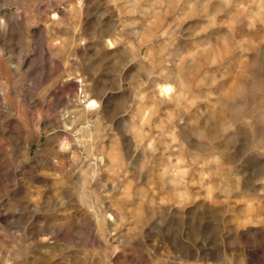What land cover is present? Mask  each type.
Listing matches in <instances>:
<instances>
[{"label":"rangeland","instance_id":"1","mask_svg":"<svg viewBox=\"0 0 264 264\" xmlns=\"http://www.w3.org/2000/svg\"><path fill=\"white\" fill-rule=\"evenodd\" d=\"M0 264H264V0H0Z\"/></svg>","mask_w":264,"mask_h":264},{"label":"bare ground","instance_id":"2","mask_svg":"<svg viewBox=\"0 0 264 264\" xmlns=\"http://www.w3.org/2000/svg\"><path fill=\"white\" fill-rule=\"evenodd\" d=\"M174 88L171 84H165V85H162L160 87V93L163 94V96H167L169 97L171 95V93L173 92ZM97 105H98V102L94 99V100H90L88 102V105H87V108L89 110H96L97 109Z\"/></svg>","mask_w":264,"mask_h":264}]
</instances>
